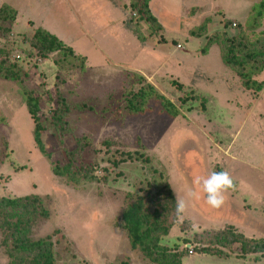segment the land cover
I'll return each instance as SVG.
<instances>
[{
	"label": "rangeland",
	"instance_id": "1",
	"mask_svg": "<svg viewBox=\"0 0 264 264\" xmlns=\"http://www.w3.org/2000/svg\"><path fill=\"white\" fill-rule=\"evenodd\" d=\"M261 1L151 0L163 28L149 37L151 26L129 6L122 13L128 29L110 23L102 30L108 19L96 21L91 0H0V198H42L50 216L33 227V237L52 235L58 264H152L132 246L122 214L129 193L156 195L164 182L175 197L186 199L190 188L199 196L182 219L169 212L170 232L161 239L184 254L182 264H264L261 254L204 251L230 227L264 240V89H246L218 44L202 51L216 32L264 30V14L254 19ZM46 23L91 59L34 48L32 28ZM200 26L205 34L192 35ZM9 70L19 80L6 76ZM255 78L263 81L264 69ZM142 89L135 112L129 99ZM27 95L38 98L39 119L48 125L42 139L49 157L34 140ZM60 98L69 106L65 131L49 125ZM66 163L80 171L76 184L53 172ZM213 171L229 172L236 185L219 208L194 184ZM6 237L0 227V264L10 262Z\"/></svg>",
	"mask_w": 264,
	"mask_h": 264
},
{
	"label": "trees",
	"instance_id": "2",
	"mask_svg": "<svg viewBox=\"0 0 264 264\" xmlns=\"http://www.w3.org/2000/svg\"><path fill=\"white\" fill-rule=\"evenodd\" d=\"M150 3L151 0H131L129 7L133 12V18L151 26L152 30L149 37H152L151 35L157 34L158 29H162L163 26L153 13ZM5 7L8 8V5L3 4L1 11ZM255 10L257 13L254 19L259 21L264 14V0L255 5ZM14 11L15 13H13L16 14V10ZM10 18L15 20L16 17L13 15ZM138 21L137 23H139ZM134 30L140 41L147 40L148 36L146 38L141 35L138 29ZM198 30L200 31L198 32ZM198 30L193 31L192 35L200 37L205 34L204 26H200ZM253 31L255 30L246 28L245 30L240 29L235 34H230L226 30L216 32L208 36L207 44L202 51L206 54L211 45L218 44L223 63L237 73L243 81L244 87L249 90L262 91L264 80L258 81L255 75L264 69V30L258 34ZM31 42L34 48L43 53L65 51L66 54L74 55L82 61L86 60L85 57L75 54L73 48L67 46L55 34L42 27L34 30ZM3 63L5 62H2L1 65L0 62V67H3ZM9 71L6 76L13 80H19V75L16 72ZM142 95L145 96L144 89L132 94V98L129 99L130 109L136 110L135 112L142 110L140 105L135 102ZM58 101L59 107L54 111L49 125L56 131L60 129L65 131L68 126L69 106L64 98H60ZM26 104L35 123L34 140L36 145L45 157H49L42 139V134L48 129V125L39 119L38 98L27 95ZM136 153L138 157L140 155L144 157L143 154ZM53 172L75 182L74 184L81 179L80 171L69 163L61 166L54 164ZM90 175L87 170L82 172L84 179H89ZM128 197L133 199L123 211L121 225L127 231L132 246L138 248L152 264H182L184 254L161 243L162 237L167 236L170 232L169 212L175 210L176 207V197L169 183L164 182L156 195L136 194L133 196L129 193ZM42 203V198L34 194L0 198V227L4 233H7L4 243L8 245L9 238L12 241L11 246L7 247V254L10 258L9 264H58L52 235L38 239L33 237V227L39 223L40 219H48L50 216L49 211ZM213 238L210 240L217 246L213 248L209 245L204 249L209 254L223 258L233 256L232 251L237 253L238 258H245L248 254L264 255V240L248 238L232 227L216 232Z\"/></svg>",
	"mask_w": 264,
	"mask_h": 264
},
{
	"label": "clouds",
	"instance_id": "3",
	"mask_svg": "<svg viewBox=\"0 0 264 264\" xmlns=\"http://www.w3.org/2000/svg\"><path fill=\"white\" fill-rule=\"evenodd\" d=\"M194 184L199 186L200 191L206 198V203L212 208H219L225 202V194L230 190H235L236 185L227 171H213L206 177H196ZM185 198L176 196L175 212L178 219H182L189 207L191 200L198 199L196 190L190 188L185 192Z\"/></svg>",
	"mask_w": 264,
	"mask_h": 264
},
{
	"label": "crops",
	"instance_id": "4",
	"mask_svg": "<svg viewBox=\"0 0 264 264\" xmlns=\"http://www.w3.org/2000/svg\"><path fill=\"white\" fill-rule=\"evenodd\" d=\"M261 1V0H260ZM131 2V0H91V4H92V7H91V10L94 12V17L97 15V19L96 21L98 20V18L102 19V18H106L108 19V24L106 23L103 27H102V30L103 28H107L110 23L111 24H119L123 27H125L126 29H128L126 27V15L124 16L123 11L124 10H127V6H129V3ZM6 3V2H5ZM70 5V9L75 11L74 10V5L72 4H68ZM19 19L17 18L16 19V22H14V25H16L18 27V24H19ZM49 24V23H48ZM51 25V24H50ZM52 28L48 29L47 27V23H46V30H48L49 32H51L52 34H55L57 37H59L64 43L67 42L68 38L66 36H64L61 31H59L58 27H55L53 24L51 25ZM24 27H27V25L24 24ZM41 26H34L32 28V31H34L36 28H39ZM43 28V27H42ZM44 28V29H45ZM101 29V28H100ZM71 43L72 40L69 39ZM67 45V43H65ZM97 42L94 44V47H97L98 49H100L101 51H106L105 50V46L103 48V50L101 49V45H96ZM72 45V44H71ZM69 46V45H67ZM73 50L75 51V49L73 48ZM78 52H76L75 54L77 55H80L82 57H85L86 60H90L91 58L88 56V55H91V54H88L87 53H84L82 52V50H78L76 49ZM105 54V53H104ZM106 61H109V59L107 58ZM116 65H119L117 64V62H115ZM103 65H106V63ZM122 65V64H121ZM262 92V91H261Z\"/></svg>",
	"mask_w": 264,
	"mask_h": 264
}]
</instances>
